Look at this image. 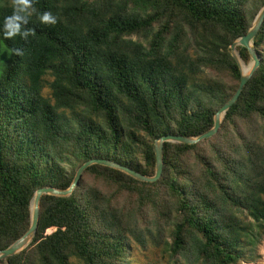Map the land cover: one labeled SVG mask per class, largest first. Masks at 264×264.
<instances>
[{
	"label": "trees",
	"instance_id": "obj_1",
	"mask_svg": "<svg viewBox=\"0 0 264 264\" xmlns=\"http://www.w3.org/2000/svg\"><path fill=\"white\" fill-rule=\"evenodd\" d=\"M263 4L0 0V250L36 189L68 188L90 160L152 176L155 140L211 129L239 84L230 45ZM253 45L259 66L213 136L164 143L153 183L88 166L69 196L41 197L31 243L0 264H130L139 235L192 264L244 260L264 230V21Z\"/></svg>",
	"mask_w": 264,
	"mask_h": 264
},
{
	"label": "water",
	"instance_id": "obj_2",
	"mask_svg": "<svg viewBox=\"0 0 264 264\" xmlns=\"http://www.w3.org/2000/svg\"><path fill=\"white\" fill-rule=\"evenodd\" d=\"M264 21V4L259 9L257 14L255 15L247 33L238 39H236L231 45H230V54L232 58L234 59L236 65L238 66L240 76H239V84L237 90L234 92V94L231 96V98L223 105L221 106L216 113L213 116V125L211 129H209L207 132L200 134L198 136H172V135H166L158 138L154 141V156H155V165H154V174L152 176H143L139 173H136L134 171H131L125 167H122L116 163L110 162V161H104V160H90L85 162L82 166H80L75 175L74 178L69 185L68 188L64 190L57 189L55 187H52L50 185H46L44 187L38 188L34 191L32 196L29 200V226L26 232L17 240H15L13 243H11L8 247L5 249L0 250V262L2 260H5L8 257L14 256L22 252L24 249L27 248V246L31 243L38 225V216H39V204L40 199L42 196H54V197H67L71 194L72 190L77 185V181L79 180L82 172L90 165L92 164H99L103 165L109 168L117 169L125 174H128L132 178L144 182V183H153L156 180H158L161 176V170H162V147L164 143H172V144H198L202 142L203 140L210 138L213 136L228 109L236 102L238 99L243 86L247 83L248 79L251 77V75L254 73V71L259 66V57L257 53L254 50L253 40L258 33V30L260 26L262 25ZM237 47H241L247 50V53L250 58V62L248 64H244L241 60L238 52L236 51Z\"/></svg>",
	"mask_w": 264,
	"mask_h": 264
},
{
	"label": "rangeland",
	"instance_id": "obj_3",
	"mask_svg": "<svg viewBox=\"0 0 264 264\" xmlns=\"http://www.w3.org/2000/svg\"><path fill=\"white\" fill-rule=\"evenodd\" d=\"M163 237L169 242L168 230L164 232ZM140 241V235L131 238L130 251H127L130 264H192L191 258L186 259L185 256L180 255L171 257L162 239H159L158 246L150 240H144L143 245L138 243ZM244 253L245 259L237 264H264V230L257 235L253 245L244 249Z\"/></svg>",
	"mask_w": 264,
	"mask_h": 264
}]
</instances>
